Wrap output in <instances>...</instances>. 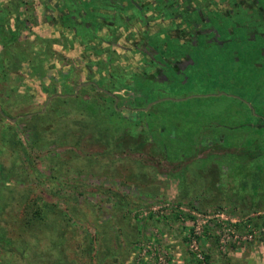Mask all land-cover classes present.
Masks as SVG:
<instances>
[{
	"label": "rangeland",
	"instance_id": "374dc122",
	"mask_svg": "<svg viewBox=\"0 0 264 264\" xmlns=\"http://www.w3.org/2000/svg\"><path fill=\"white\" fill-rule=\"evenodd\" d=\"M25 18L0 125L27 144L43 113L60 142L30 161L0 139V261L198 264L185 213L222 207L253 236L221 247L210 222L209 263L264 264V0H0L4 28ZM27 205L52 208L28 226Z\"/></svg>",
	"mask_w": 264,
	"mask_h": 264
},
{
	"label": "trees",
	"instance_id": "16d2710c",
	"mask_svg": "<svg viewBox=\"0 0 264 264\" xmlns=\"http://www.w3.org/2000/svg\"><path fill=\"white\" fill-rule=\"evenodd\" d=\"M18 22L20 23V25L18 24L16 26V28H11V27H7L4 28L2 26V22L0 21V45H1V49H0V82L2 78L7 77V73L8 71H16L15 70V65L17 64L18 60H21L20 58L23 57L22 56V50L25 47H22V50H18V27L19 26H25L26 24V18L24 19H19ZM93 90H94V94L91 95L88 99L89 101L86 103L90 108H92L94 110L95 105L98 102V99L101 98L102 94L103 95H108L106 94L104 91L102 90H98L94 85H92ZM83 88V87H82ZM2 94L0 93V103H2ZM71 96H55L51 101L55 102L57 100L60 101H64L68 98H70ZM75 97H80L79 95H75L72 98ZM3 111L7 114L8 112L6 111L5 107L2 108ZM92 110V111H93ZM43 113H39L36 112L34 114H32L30 116V119H27V121H29V123L27 124V128H28V135L26 138V142L27 144L23 143V140L21 139L18 130H17V126L16 124L18 123L19 120L23 119V117H19L17 119H15L14 122H9L7 120H5L4 125H0V139L7 144L9 147L13 148L15 151L16 149H22L21 154L23 155V157L26 160H30L31 159V152L33 153V151L35 150H43V156H49L50 155V146L51 143L55 144L57 142H60V137H56L55 135L53 136H49L45 135V130L37 127V120L39 117L43 116ZM13 116V115H12ZM4 118L3 115L0 113V120ZM61 136H65L68 137L67 133L64 135L62 134ZM71 139L70 141L77 144L78 140L80 137V134H75L74 132L71 133ZM16 153H18L16 151ZM18 155V154H17ZM31 161V160H30ZM29 161V162H30ZM28 162V161H27ZM3 162H0V177H7L9 173H7L6 170V166L4 165ZM30 164V163H29ZM48 208H52L50 207V205H27V207L25 208V214H24V219L26 221V225H30L32 224L35 220L37 219H41L44 218V212L46 209ZM222 207H218L217 210L221 209ZM223 209V208H222ZM204 212V211H203ZM178 212H176L175 214H177ZM178 216V215H177ZM185 217H190V218H194V215L189 211H187L185 213ZM254 219V217H250V219H245V220H239L236 223L237 227H247V228H251V226H247L249 224H253V222L251 221V219ZM213 220V221H212ZM254 221V220H253ZM210 222H214L215 225L219 226V223L215 220V219H210V221L208 223H206L203 227V231L202 233L199 235V239L201 241V243L203 242V235H205V232L208 229V224ZM192 229V225L189 227V232ZM251 230V229H248ZM186 239H188V235L186 237ZM4 242H6V244H12V241L4 236H2V234H0V246L4 248ZM206 258L208 259L209 262V254L206 252ZM0 264H11V261H0ZM210 264V263H209Z\"/></svg>",
	"mask_w": 264,
	"mask_h": 264
},
{
	"label": "built area",
	"instance_id": "2783aa9c",
	"mask_svg": "<svg viewBox=\"0 0 264 264\" xmlns=\"http://www.w3.org/2000/svg\"><path fill=\"white\" fill-rule=\"evenodd\" d=\"M193 215L192 221V229L188 233V246L191 252L193 253L194 257L197 259L198 264H209L208 259L206 258V251L204 250L203 246L201 245L199 235L203 231V227L206 223L210 221V219H215L219 223V239L218 242L221 247L225 245V243L231 239L240 240L239 238H251L253 236V230H249V233L244 235H240L237 231L236 223L239 219L230 216L223 210H218L213 213H199L195 211H190ZM250 226V224L248 225ZM250 229V228H249ZM145 253V249L142 251ZM155 255L154 258L149 260V264H170L169 257L163 254L161 251H152L150 257Z\"/></svg>",
	"mask_w": 264,
	"mask_h": 264
},
{
	"label": "crops",
	"instance_id": "0c3cea01",
	"mask_svg": "<svg viewBox=\"0 0 264 264\" xmlns=\"http://www.w3.org/2000/svg\"><path fill=\"white\" fill-rule=\"evenodd\" d=\"M133 254H134L133 252L130 254V264H136V261H135V258L133 257L134 256Z\"/></svg>",
	"mask_w": 264,
	"mask_h": 264
},
{
	"label": "water",
	"instance_id": "95a60500",
	"mask_svg": "<svg viewBox=\"0 0 264 264\" xmlns=\"http://www.w3.org/2000/svg\"><path fill=\"white\" fill-rule=\"evenodd\" d=\"M97 86V85H96ZM97 88H101V87H98L97 86ZM102 89V88H101ZM106 90V89H105ZM116 98V97H115ZM116 100H117V98H116ZM0 111H1V108H0ZM8 119H10V120H13V118L12 117H7Z\"/></svg>",
	"mask_w": 264,
	"mask_h": 264
}]
</instances>
